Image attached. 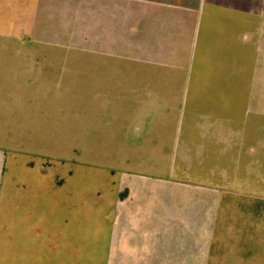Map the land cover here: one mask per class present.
I'll return each mask as SVG.
<instances>
[{"label":"crops","instance_id":"crops-1","mask_svg":"<svg viewBox=\"0 0 264 264\" xmlns=\"http://www.w3.org/2000/svg\"><path fill=\"white\" fill-rule=\"evenodd\" d=\"M72 52L125 151L101 245L83 182L44 153ZM3 71L0 135L40 160L16 166L28 210L1 225L0 264H209L218 231L264 263V0H0Z\"/></svg>","mask_w":264,"mask_h":264},{"label":"rangeland","instance_id":"rangeland-1","mask_svg":"<svg viewBox=\"0 0 264 264\" xmlns=\"http://www.w3.org/2000/svg\"><path fill=\"white\" fill-rule=\"evenodd\" d=\"M87 10H90V5L83 8L84 18L89 16ZM65 14L67 18L71 16L70 13ZM85 20L90 22L89 17ZM79 55L81 54L77 55L72 52L63 56V60L59 61L63 68H67L63 80L52 78L50 94L48 92L52 98L50 102L51 135L47 134L46 136L48 140H46L44 153L49 159L48 163H51L50 171L58 170L59 164L56 159L61 158L66 160L61 169L73 170L78 180L83 182L85 198L82 217L84 226L95 234L97 244L101 245L106 238L108 210L119 175V170L112 174L110 171L113 169L123 170L120 166L113 167V163L115 164V160L122 161L125 151L122 137L116 135L115 138H112L107 134V125L105 126L107 120L98 126L93 120L91 71H84L83 79L78 77L79 74L76 75L77 68H80L78 62L81 56ZM55 56L53 55V58ZM64 64L66 65L64 66ZM79 72L82 75V71ZM1 74L0 78L3 76L13 78L16 72L3 71ZM21 136L16 135L14 139L12 136L11 141L17 143ZM8 138L10 137L0 135V150L6 158L0 193V227L1 225L5 226V236L12 230L13 223L20 217V211L28 210L27 195L23 199L22 190L13 192L15 186L21 181L20 174H16V166L19 165V168H22V164L31 160L36 166L40 160L30 158L15 145L8 144ZM109 141L113 144H110ZM76 147L78 150H75ZM1 236L3 234L0 231V239ZM228 237H221L220 232H217L209 264H251L249 261L254 257L251 256L253 248L237 246L238 238L235 232L231 234L232 238ZM246 258H248V263L245 262Z\"/></svg>","mask_w":264,"mask_h":264}]
</instances>
